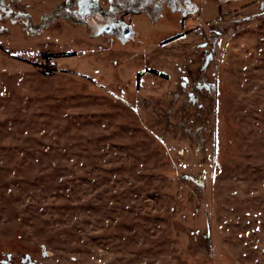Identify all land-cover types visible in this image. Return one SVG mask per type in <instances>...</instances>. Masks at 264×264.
Returning <instances> with one entry per match:
<instances>
[{"label":"rangeland","instance_id":"rangeland-1","mask_svg":"<svg viewBox=\"0 0 264 264\" xmlns=\"http://www.w3.org/2000/svg\"><path fill=\"white\" fill-rule=\"evenodd\" d=\"M92 1L0 0V264H264V0Z\"/></svg>","mask_w":264,"mask_h":264},{"label":"flooded vegetation","instance_id":"flooded-vegetation-1","mask_svg":"<svg viewBox=\"0 0 264 264\" xmlns=\"http://www.w3.org/2000/svg\"><path fill=\"white\" fill-rule=\"evenodd\" d=\"M93 4H96L94 1L92 0H77V6L79 8V10H81L82 8L85 9V12H89V6H93ZM148 4V0H141L140 2V10H145L147 11L148 9L145 8V6L147 7ZM154 8H158V3L155 2L153 4ZM95 14H98V16H100L105 22L104 25H99V26H95V28L98 29V31H105L107 30V32H111L113 34L118 35L120 38L123 36H125L128 32L129 27L126 26V23L123 22V18L122 15L125 13L124 12H119L113 9V7H109L106 11H95ZM122 13V14H121ZM100 28V30H99Z\"/></svg>","mask_w":264,"mask_h":264},{"label":"trees","instance_id":"trees-1","mask_svg":"<svg viewBox=\"0 0 264 264\" xmlns=\"http://www.w3.org/2000/svg\"><path fill=\"white\" fill-rule=\"evenodd\" d=\"M181 34H182V32L178 33V34L175 35V36H172V38L177 37V36H179V35H181ZM172 38H170V39H172ZM151 71L155 72L156 70H154V69L151 68ZM164 75H165V74H164Z\"/></svg>","mask_w":264,"mask_h":264}]
</instances>
